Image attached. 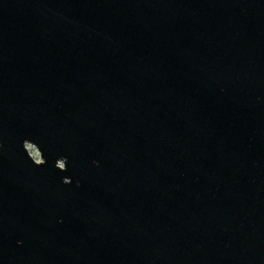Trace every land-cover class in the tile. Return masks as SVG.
<instances>
[{
    "label": "water",
    "instance_id": "water-1",
    "mask_svg": "<svg viewBox=\"0 0 264 264\" xmlns=\"http://www.w3.org/2000/svg\"><path fill=\"white\" fill-rule=\"evenodd\" d=\"M0 264H264V0H0Z\"/></svg>",
    "mask_w": 264,
    "mask_h": 264
},
{
    "label": "rangeland",
    "instance_id": "rangeland-1",
    "mask_svg": "<svg viewBox=\"0 0 264 264\" xmlns=\"http://www.w3.org/2000/svg\"><path fill=\"white\" fill-rule=\"evenodd\" d=\"M29 154L32 156L33 159L38 160V153L37 151L32 147H27Z\"/></svg>",
    "mask_w": 264,
    "mask_h": 264
}]
</instances>
